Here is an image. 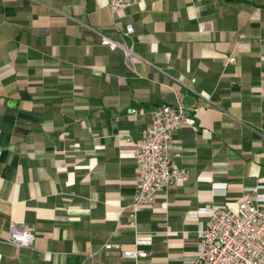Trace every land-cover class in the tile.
<instances>
[{
	"label": "crops",
	"instance_id": "1",
	"mask_svg": "<svg viewBox=\"0 0 264 264\" xmlns=\"http://www.w3.org/2000/svg\"><path fill=\"white\" fill-rule=\"evenodd\" d=\"M176 101L196 110L170 148L187 179L138 213L144 264H185L189 213L264 186V0H0V264H134L103 245L132 246L134 146Z\"/></svg>",
	"mask_w": 264,
	"mask_h": 264
},
{
	"label": "built area",
	"instance_id": "2",
	"mask_svg": "<svg viewBox=\"0 0 264 264\" xmlns=\"http://www.w3.org/2000/svg\"><path fill=\"white\" fill-rule=\"evenodd\" d=\"M140 0H107L111 13L136 5ZM133 32L130 23L124 25L121 34L125 37ZM101 45L110 50L122 47L119 43L100 34ZM126 61L132 57L131 49L122 47ZM228 61L233 62L234 57ZM194 79H191L193 82ZM190 89V88H189ZM139 111L130 108L128 116L135 117ZM194 109L186 108L176 101L175 105H161L149 111L150 124L141 132L135 144L133 157L136 162L135 193L128 206L130 228L134 232V242L130 248L123 249L119 243L106 242L105 249H114L120 256L144 264L148 256L141 246L149 245L151 239L140 237L137 231L138 213L150 206L158 194L169 188L182 187L187 179V171L180 168L171 155L174 133L183 127L196 130ZM264 186L247 188L252 196H245L235 203H216L198 208L187 215L188 220L199 221L195 234L196 248L191 256L184 259L185 264H264ZM8 243L30 247L34 241V229L30 225L11 223Z\"/></svg>",
	"mask_w": 264,
	"mask_h": 264
}]
</instances>
